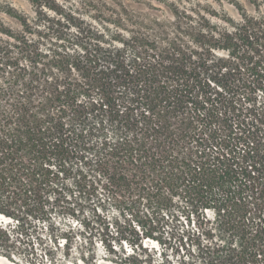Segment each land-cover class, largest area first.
Returning <instances> with one entry per match:
<instances>
[{
    "label": "trees",
    "instance_id": "obj_1",
    "mask_svg": "<svg viewBox=\"0 0 264 264\" xmlns=\"http://www.w3.org/2000/svg\"><path fill=\"white\" fill-rule=\"evenodd\" d=\"M22 1L0 0V256L97 264L96 234L108 264H264V18ZM126 213L172 254L115 252L108 219Z\"/></svg>",
    "mask_w": 264,
    "mask_h": 264
},
{
    "label": "rangeland",
    "instance_id": "obj_2",
    "mask_svg": "<svg viewBox=\"0 0 264 264\" xmlns=\"http://www.w3.org/2000/svg\"><path fill=\"white\" fill-rule=\"evenodd\" d=\"M4 1L10 3L16 10L21 13L30 14L31 12V7L27 3H25V1ZM126 2L130 5L132 11H134L137 15L149 17L150 19H152L153 17L161 19L168 18L167 12L171 8V4L180 7H191L194 10H200L205 16L212 18V20L217 23V28L224 27L229 19L238 22L240 20L241 15L243 14L264 18V0H126ZM256 98L259 104L263 103L264 94L257 92ZM139 210L140 215L142 217V214L146 212L142 208H140ZM110 215L111 216L108 219L110 224H112V227H109L110 239L113 244V248L115 247L114 251L118 254H133L134 252L139 254L143 253L141 251L144 250H134V248L130 247L132 245V242H135L137 238L138 240H141L143 249L145 248V251H149L150 255L152 257H155L156 259L160 258L161 255L169 256L172 254L169 250H166V248H164L167 247V244L159 245L151 239L142 238V233L152 231L153 229L152 226H150V223L148 222L147 218H139L134 214L126 213L125 215L120 216L117 219L115 215L114 219L113 215ZM207 215L210 216V214L208 213ZM50 217V221L54 222V224L58 228L68 229L70 227L75 230L79 229L78 223H76L75 220L73 221L72 217L69 215H61L53 211L52 213H50ZM176 217L181 222V224H178L179 230L184 229L186 231L188 230L191 232H196L197 223L195 217L190 218L192 221V223L190 224L184 222V218H179L178 216ZM143 225H145L144 228L142 227ZM36 226L38 233L40 232L38 236L41 238V241L44 242L43 245L50 243V238L52 237L51 233L48 230V223H40ZM170 226L171 225H167L166 227V231L164 232L165 234L163 235L164 240L167 236L166 232L169 231ZM134 233H136V235ZM78 235L79 237L88 236L87 233L86 235ZM94 235L95 237L93 239V242L95 243L98 255L97 264H108L101 259L106 256L102 246L100 245L101 236L96 234ZM78 242L79 241L77 240V243ZM36 247V254H39L40 248ZM21 255V257L16 255L15 258H13V260L11 261L0 256V264H28L27 259L29 258L27 257V253H21Z\"/></svg>",
    "mask_w": 264,
    "mask_h": 264
}]
</instances>
